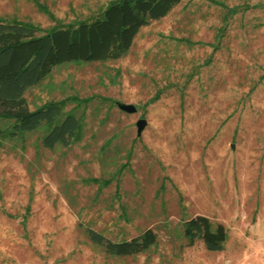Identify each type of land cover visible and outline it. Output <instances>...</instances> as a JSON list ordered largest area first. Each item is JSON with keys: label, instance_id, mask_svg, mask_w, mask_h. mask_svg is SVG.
Segmentation results:
<instances>
[{"label": "rangeland", "instance_id": "1", "mask_svg": "<svg viewBox=\"0 0 264 264\" xmlns=\"http://www.w3.org/2000/svg\"><path fill=\"white\" fill-rule=\"evenodd\" d=\"M104 1L0 0V14L47 26ZM24 94L63 97L82 129L52 145L44 124L0 133V264H264V0H177L121 54L56 61ZM195 211L225 224L221 247L185 241ZM88 224L157 234L111 252Z\"/></svg>", "mask_w": 264, "mask_h": 264}, {"label": "trees", "instance_id": "2", "mask_svg": "<svg viewBox=\"0 0 264 264\" xmlns=\"http://www.w3.org/2000/svg\"><path fill=\"white\" fill-rule=\"evenodd\" d=\"M177 0H105L96 10L40 26L29 18L0 14V133L14 134L44 124L41 140L52 145L80 134L82 120L63 97L48 98L30 106L27 85L39 80L56 61L68 58L116 56L130 45L142 22L165 12ZM88 236L111 252L142 249L156 239L146 225L129 236H112L86 225ZM186 242L200 237L207 247L223 245L226 226L203 211L182 219Z\"/></svg>", "mask_w": 264, "mask_h": 264}, {"label": "water", "instance_id": "3", "mask_svg": "<svg viewBox=\"0 0 264 264\" xmlns=\"http://www.w3.org/2000/svg\"><path fill=\"white\" fill-rule=\"evenodd\" d=\"M115 102L120 106L125 109H135L136 108V103L132 99H123L120 97H115L114 98ZM146 121V117L144 114H138L135 118L136 122V130L139 131L144 122Z\"/></svg>", "mask_w": 264, "mask_h": 264}]
</instances>
